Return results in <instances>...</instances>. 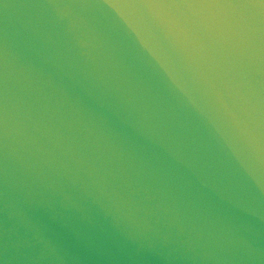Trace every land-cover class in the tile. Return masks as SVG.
Listing matches in <instances>:
<instances>
[{
    "label": "water",
    "instance_id": "1",
    "mask_svg": "<svg viewBox=\"0 0 264 264\" xmlns=\"http://www.w3.org/2000/svg\"><path fill=\"white\" fill-rule=\"evenodd\" d=\"M0 264H264V0H0Z\"/></svg>",
    "mask_w": 264,
    "mask_h": 264
}]
</instances>
